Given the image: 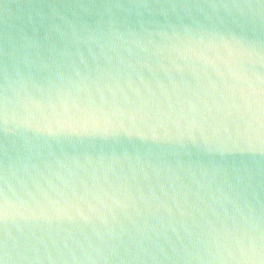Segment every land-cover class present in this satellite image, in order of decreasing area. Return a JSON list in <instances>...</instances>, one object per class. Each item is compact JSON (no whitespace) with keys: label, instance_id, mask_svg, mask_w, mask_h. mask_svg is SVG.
I'll return each instance as SVG.
<instances>
[{"label":"water","instance_id":"1","mask_svg":"<svg viewBox=\"0 0 264 264\" xmlns=\"http://www.w3.org/2000/svg\"><path fill=\"white\" fill-rule=\"evenodd\" d=\"M0 254L264 264V0H0Z\"/></svg>","mask_w":264,"mask_h":264},{"label":"snow or ice","instance_id":"2","mask_svg":"<svg viewBox=\"0 0 264 264\" xmlns=\"http://www.w3.org/2000/svg\"><path fill=\"white\" fill-rule=\"evenodd\" d=\"M131 118H132V119H135L136 117H135V115L133 114ZM0 264H6L5 255H3V254H0Z\"/></svg>","mask_w":264,"mask_h":264}]
</instances>
